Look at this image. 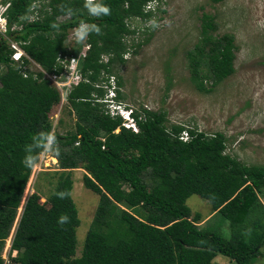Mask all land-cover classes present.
I'll return each mask as SVG.
<instances>
[{
	"label": "trees",
	"instance_id": "obj_1",
	"mask_svg": "<svg viewBox=\"0 0 264 264\" xmlns=\"http://www.w3.org/2000/svg\"><path fill=\"white\" fill-rule=\"evenodd\" d=\"M33 1L9 0L8 31L0 34V264L32 170L22 163L25 149L41 131L57 136L60 155L50 154L62 170L44 201L38 188L27 196L11 243L17 250L12 264H215L219 254L252 264L264 257L263 165L226 152L232 140L223 131L167 125L165 111L142 108L143 114L134 113V132L99 101L105 90L96 84L105 73L116 75L124 101L115 68L125 62L126 38L137 33L130 20L152 17L144 10L148 0H96L110 9L99 17L89 13L86 0H48L31 8ZM210 18L203 15L201 37L186 53L190 81L199 91L213 90L235 72L233 35L214 37ZM81 23L100 32L70 44L68 29ZM10 39L29 58L15 62ZM72 53L79 54L82 78L65 93L75 129L61 134L51 118L61 96L48 75H63L60 60ZM77 167L85 170L83 185L99 196L79 255L71 174ZM193 194L210 205L204 221L186 203ZM62 215L68 217L63 224Z\"/></svg>",
	"mask_w": 264,
	"mask_h": 264
},
{
	"label": "rangeland",
	"instance_id": "obj_2",
	"mask_svg": "<svg viewBox=\"0 0 264 264\" xmlns=\"http://www.w3.org/2000/svg\"><path fill=\"white\" fill-rule=\"evenodd\" d=\"M148 7L152 12L150 19L130 20L129 24L137 31L126 38L131 53L115 68L121 77L124 101L139 110L165 111L167 125L183 123L197 126L206 133L223 131L232 140L226 152L247 164L264 166V0H155ZM205 14L212 19L215 28H210L209 32L214 37L233 35L235 72L213 90L199 91L190 81L186 53L201 37ZM152 20L158 27H152ZM70 31L68 29L67 40L72 44L77 37ZM206 85L209 87L210 82ZM54 111L51 117L54 130L65 134L75 129L76 119L68 112L66 101L55 106ZM58 168L50 153L39 155L13 228L25 197L38 188L45 194L44 201L54 187L55 183L50 184V181H56ZM83 173L80 167L71 172L72 197L80 219L76 228L77 255L99 199L96 193L84 187ZM261 202L264 205V198ZM186 203L193 210L201 211L203 221L209 217L210 205L200 196L190 195ZM9 244L10 239H7L3 257L8 255ZM261 249L264 251V245ZM227 259L219 254L213 262L234 264ZM252 264H264V257L256 258Z\"/></svg>",
	"mask_w": 264,
	"mask_h": 264
},
{
	"label": "clouds",
	"instance_id": "obj_3",
	"mask_svg": "<svg viewBox=\"0 0 264 264\" xmlns=\"http://www.w3.org/2000/svg\"><path fill=\"white\" fill-rule=\"evenodd\" d=\"M48 0H35V1H33V3L31 4V8H33L35 5L36 6H41L42 4H45L46 2H47ZM87 2H86V4H85V7L88 9V11H89V13L91 14V15H93V16H97V17H99V16H101L102 14L103 15H109L110 14V9H109V7H107V6H105V5H102V4H100V3H98V2H96V3H94L96 0H86ZM155 0H148L145 4H144V10H146V11H150L149 10V4L150 3H152V2H154ZM10 5V3H9V0H0V17H2L3 19H5V21H6V23H5V25H6V31L3 33V32H0V34L1 35H6V33H7V31H8V25H7V18H6V16H5V11H6V9L8 8V6ZM69 15H71V11L69 10ZM64 18H66V16H61L60 17V19H64ZM31 19V17L29 16V19L28 20H30ZM150 23H151V25H152V27L153 28H156V27H158V24H157V22L155 21V20H152V21H150ZM15 26H12V28H14ZM72 31H70V34H72V35H76V37H77V39L80 41V42H83L85 39H87V37H88V35H89V33L90 32H96V33H99L100 32V28H99V26H97V25H95V24H92V25H89V24H87V23H81V24H79L78 25V27L77 28H72L71 29ZM10 42L12 43V47H13V52H12V54H11V58L15 61V62H17V61H19L20 59H22V58H29V56L25 53V51L23 50V48L21 47V45L20 44H17L15 41H12L11 39H10ZM86 47V48H85ZM84 49V55L86 54V51H87V49H88V47H87V45H85V46H83L81 49H80V51H79V53L82 51ZM129 48H127V50H126V52L124 53V55H123V57L124 58H127L128 57V54H130L129 53ZM131 51V50H130ZM15 53H18V58L17 59H15L14 58V54ZM71 55H75L74 53H72V54H69V55H66V56H68V57H70ZM83 55V56H84ZM102 59H104V60H106V56H104L103 55V57H102ZM30 60H32V59H30ZM63 60H65V62H64V64H63V66H64V68H65V73L63 74V75H61V77H59V79H58V81L59 82H65L66 81V75H67V72H66V66H68L69 65V59L67 60V59H65L64 57H63ZM78 62H79V59L77 60V63H76V68H75V75L76 76H78V78L77 79H75V81H73V82H77V81H80L81 80V75L79 74V73H77V67H78ZM37 67L40 69V65L39 64H37ZM53 75V74H52ZM52 75H48L49 76V78H50V81H51V83L52 84H54L55 86H56V88H57V90L59 91V93H60V96H61V103L63 102V101H66L65 100V93H66V91L67 90H69V89H71L72 87H71V84L73 83H71L69 86L68 85H63V86H61V87H59L57 84H56V79L54 78H52ZM109 75H114L115 76V80H116V82H115V85H116V88H115V92H116V95L114 96V98H115V100L116 101H120L121 99L120 98H118V90H119V86H118V84H117V77H116V75L114 74V73H105L104 74V78H103V80H101L100 82H98L96 85H99L102 81H106V84H107V87L106 88H104V87H101V88H103L104 90H105V93H104V96H103V98H101V99H104V97H105V95L108 93V90H109V88H110V86H111V83H108V76ZM100 87V86H99ZM101 99L99 100V101H101ZM101 102H103V101H101ZM103 103H105V102H103ZM60 104V103H59ZM58 104V105H59ZM57 105V106H58ZM130 105V104H129ZM129 105H124V108L126 109V110H129ZM56 106V107H57ZM105 106H106V103H105ZM106 108V107H105ZM147 109V108H146ZM142 110V108L139 110V109H134V110H132V111H130V118H132V120L136 123V126H137V130H133L131 127H127V128H129V129H131L132 131H134V132H136V131H138V125H137V120H136V117H135V115H134V113L135 112H141V114H143V112L141 111ZM148 110H150V109H148ZM57 111V110H56ZM56 111H54V109H53V112H52V114L53 113H56ZM52 117V116H51ZM116 117H120V116H116ZM121 119H122V122H121V125H123V122H124V118H122V117H120ZM53 126H55L54 124H53ZM124 126V125H123ZM125 127V126H124ZM186 137V134L184 133V132H182V134H181V136H179V138L181 139V138H185ZM41 152L42 153H44V154H47V153H51V154H53V155H55V156H57V157H59V155H60V149H59V140H58V138H57V136L53 133V132H51V131H41V132H39L38 134H36L34 137H33V139H32V142H31V144H29L27 147H26V149H25V156H24V158H23V161H22V163L24 164V166L25 167H27V168H33V167H35L36 165H37V163H38V159H39V153L41 154ZM50 154V155H51ZM53 157V156H52ZM53 159H55V162L57 163V159L55 158V157H53ZM59 170H62V168H58ZM74 169V168H73ZM72 169V170H73ZM58 170V171H59ZM84 170V169H83ZM84 172H85V170H84ZM83 175V174H82ZM73 179V178H72ZM73 183H74V181H73ZM85 187V186H84ZM86 188V187H85ZM88 189V188H87ZM93 192V191H92ZM28 196V195H27ZM27 196L25 197V199H24V202H25V200H26V198H27ZM60 196H61V198H63V193H61L60 194ZM23 205H24V203H23ZM23 205H22V208H23ZM22 208H21V212H22ZM21 212H20V214H19V217H20V215H21ZM19 217H18V219H17V221H16V224L18 223V220H19ZM16 219V218H15ZM68 220V217L66 216V215H62L61 217H60V219H59V222L61 223V224H63V223H65L66 221ZM14 224V223H13ZM16 224H15V227L13 228L12 227V229H13V231H12V234H10L9 233V235H8V237L6 238V240L7 239H10V244H9V246H8V248H9V250H8V255L6 254V256L5 257H3V255L1 254V256H2V258H3V260H4V264H12V260H11V258L12 257H14V256H16V254H17V250H11V243H12V239H13V237H14V233H15V228H16ZM6 242V241H5ZM4 245H5V243H4ZM3 249H4V246H3ZM2 252H3V250H2ZM10 260V261H9Z\"/></svg>",
	"mask_w": 264,
	"mask_h": 264
},
{
	"label": "built area",
	"instance_id": "obj_4",
	"mask_svg": "<svg viewBox=\"0 0 264 264\" xmlns=\"http://www.w3.org/2000/svg\"><path fill=\"white\" fill-rule=\"evenodd\" d=\"M6 21L5 19H3L2 17H0V32H5L6 31V25H5ZM86 48V47H85ZM81 55H84V49L80 52ZM14 58L17 59L19 56H18V53H15L14 55ZM65 59H69V65L66 66V72H67V75H66V81L65 82H59L58 79L59 77L61 76H58V75H55L53 74L52 75V78L56 79V84L61 87L63 85H70L73 81H75V79L78 78V76L75 75V68H76V63H77V60L79 58V54L78 55H71L70 57L68 56H64ZM62 63L65 62V60H60ZM108 83H111V86L108 90V93L105 95L104 99H101V101L105 102L106 103V112L112 116V117H116V116H120L122 118H124V122H123V125L127 128V127H131L133 130H137V126H136V123L132 120V118H130V111L134 110L135 108L132 107L131 105H129L127 102L123 101V100H120V101H116L114 96L116 95V92H115V88H116V85H115V76L114 75H109L108 76ZM97 86H100V87H104L106 88L107 87V84H106V81H102L99 85ZM124 105H129V110H126L124 108Z\"/></svg>",
	"mask_w": 264,
	"mask_h": 264
},
{
	"label": "bare ground",
	"instance_id": "obj_5",
	"mask_svg": "<svg viewBox=\"0 0 264 264\" xmlns=\"http://www.w3.org/2000/svg\"><path fill=\"white\" fill-rule=\"evenodd\" d=\"M222 102V101H221ZM262 105V104H261Z\"/></svg>",
	"mask_w": 264,
	"mask_h": 264
}]
</instances>
